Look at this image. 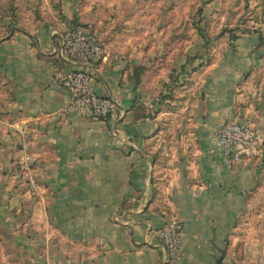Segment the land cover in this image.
I'll list each match as a JSON object with an SVG mask.
<instances>
[{
    "label": "crops",
    "instance_id": "crops-1",
    "mask_svg": "<svg viewBox=\"0 0 264 264\" xmlns=\"http://www.w3.org/2000/svg\"><path fill=\"white\" fill-rule=\"evenodd\" d=\"M64 19L22 30L0 17V264H166L159 231L172 219L182 248L168 264H264V144L232 168L214 147L229 120L264 140L259 34L213 65H147V46L98 37L105 53L86 67L54 52ZM73 69L113 98L108 117L69 109L59 72Z\"/></svg>",
    "mask_w": 264,
    "mask_h": 264
},
{
    "label": "rangeland",
    "instance_id": "rangeland-1",
    "mask_svg": "<svg viewBox=\"0 0 264 264\" xmlns=\"http://www.w3.org/2000/svg\"><path fill=\"white\" fill-rule=\"evenodd\" d=\"M68 2L65 9L62 0H0V17L11 22L10 28L27 29L32 22L41 28L50 15L64 19L65 9L78 16L64 19L66 28L84 26L103 42L116 38L137 50L147 46L142 56L147 65L217 64L239 36L256 31L260 37L257 65H264V0Z\"/></svg>",
    "mask_w": 264,
    "mask_h": 264
},
{
    "label": "built area",
    "instance_id": "built-area-1",
    "mask_svg": "<svg viewBox=\"0 0 264 264\" xmlns=\"http://www.w3.org/2000/svg\"><path fill=\"white\" fill-rule=\"evenodd\" d=\"M51 36L54 52L63 61L77 62L87 67L105 53L103 43L97 35L84 26H55L51 29ZM59 78L62 87L70 94V110L97 118H106L113 110V98L97 91L91 72L73 69L67 73L59 72ZM263 144L262 136L249 121L229 120L216 127L214 147L229 168L243 161L259 158L263 153ZM33 171V161L27 158L21 167V177H24L31 188L36 186ZM182 236L183 225L177 219L166 222L159 231L158 245L166 252V264L179 258Z\"/></svg>",
    "mask_w": 264,
    "mask_h": 264
},
{
    "label": "trees",
    "instance_id": "trees-1",
    "mask_svg": "<svg viewBox=\"0 0 264 264\" xmlns=\"http://www.w3.org/2000/svg\"><path fill=\"white\" fill-rule=\"evenodd\" d=\"M75 27V26H74ZM138 70H137V74H139L140 73V68H137Z\"/></svg>",
    "mask_w": 264,
    "mask_h": 264
}]
</instances>
